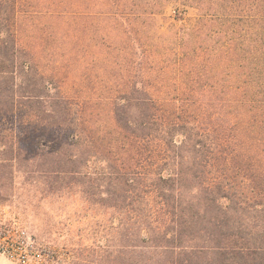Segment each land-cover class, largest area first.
Wrapping results in <instances>:
<instances>
[{"label": "trees", "instance_id": "1", "mask_svg": "<svg viewBox=\"0 0 264 264\" xmlns=\"http://www.w3.org/2000/svg\"><path fill=\"white\" fill-rule=\"evenodd\" d=\"M104 1L94 12L103 0H52L57 7L42 17L59 25L21 26V17L42 13L22 14L19 0H0V116L47 105L27 125L71 129V138L52 137L48 152L65 160L58 173L82 175L83 129L64 121L70 104L61 86L56 96L50 91L63 71L84 88L102 86L82 103L110 107L112 130L94 141L105 152L107 194L130 207L140 226V199L157 198L149 215L156 225L138 237L145 245L131 246L160 259L172 255L158 264H264V164L248 157L264 153L254 125L264 123V0H186L198 21L166 32L147 22L153 11L143 9L144 0ZM34 40L32 50L27 42ZM48 54L54 72L45 75ZM79 146L80 154L67 153ZM13 150L16 158L21 149Z\"/></svg>", "mask_w": 264, "mask_h": 264}, {"label": "rangeland", "instance_id": "2", "mask_svg": "<svg viewBox=\"0 0 264 264\" xmlns=\"http://www.w3.org/2000/svg\"><path fill=\"white\" fill-rule=\"evenodd\" d=\"M19 1V13L31 15L33 11L42 13L38 17L33 15L31 19L21 17L19 25H59L58 20L42 17L48 7H57L50 4L52 0ZM73 1L67 0L66 6ZM104 2L103 0V3L97 5L93 11H102ZM57 3L59 0H55V4ZM153 5V0H144L143 9L147 12L153 11V15H148L147 22L151 21L161 32L193 26L200 16L197 7L186 0H157L156 10H153ZM115 11L121 14L124 10L118 8ZM27 45L31 46L32 50L36 46L39 47L36 40L28 41ZM50 45L53 46L52 43ZM53 58L48 54L47 58L42 60L41 64L45 65L42 71L45 75H49L51 70L54 72ZM71 58L73 59V56ZM71 75L65 71L61 72L54 83V89L51 88L50 92L52 96H56L59 91L58 85L61 86L60 95H65L70 104L66 110L68 116L64 121H73V126L83 129L80 136L85 163L84 165L81 161L78 163L83 174L58 173L59 165L65 163V160L48 152L50 139L67 136L71 138L73 132L71 129L56 131L57 128L49 127L43 130L42 127L27 125V121L40 120L31 113L36 110L43 112L47 110V105L39 107L32 103L24 104L16 118L0 116V132L4 133V136H0V216L8 223H15L33 236L56 246L57 249L67 250V254L61 250L60 257L66 258L69 255L73 259L72 264H158L172 255L169 257L163 255L160 259V255H151L152 252L145 250L139 254V249L131 246L140 242L138 237L141 239L146 237L147 231L143 228L148 223L156 225L155 215L151 217L149 215L154 211L157 198L149 194L140 199L145 215L143 217L145 222L140 226L136 223L135 212L130 207H122L124 203L119 197L108 196L107 184L102 179L106 167L101 156L105 152L101 149V143L97 144L94 141L96 136H102L106 131L112 130L110 107L99 101L82 103L85 97H96L105 90H102L103 87L100 85L84 88L77 84ZM26 114L29 116H25ZM256 122L255 129L264 136V123ZM88 123L93 125L90 131ZM11 127L15 128L16 133L20 132L17 138L10 134ZM15 147L21 149L16 158L13 150ZM81 147L74 150L67 148V153L74 151L80 154ZM248 155L252 157V161L264 164V153L249 151ZM66 167L67 164L64 165V169ZM246 194L250 195V191H246ZM129 202L130 200H126V203ZM253 218L249 215L245 220L251 223ZM140 243L145 245L143 242Z\"/></svg>", "mask_w": 264, "mask_h": 264}, {"label": "built area", "instance_id": "3", "mask_svg": "<svg viewBox=\"0 0 264 264\" xmlns=\"http://www.w3.org/2000/svg\"><path fill=\"white\" fill-rule=\"evenodd\" d=\"M61 250L0 216V254L13 264H72L69 255L60 257Z\"/></svg>", "mask_w": 264, "mask_h": 264}, {"label": "crops", "instance_id": "4", "mask_svg": "<svg viewBox=\"0 0 264 264\" xmlns=\"http://www.w3.org/2000/svg\"><path fill=\"white\" fill-rule=\"evenodd\" d=\"M0 264H13V263L0 254Z\"/></svg>", "mask_w": 264, "mask_h": 264}]
</instances>
